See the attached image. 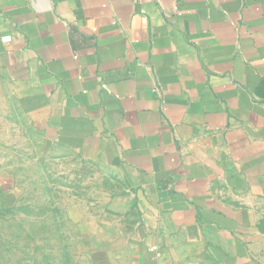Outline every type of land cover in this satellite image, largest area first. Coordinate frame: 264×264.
I'll return each instance as SVG.
<instances>
[{
    "label": "crops",
    "instance_id": "obj_1",
    "mask_svg": "<svg viewBox=\"0 0 264 264\" xmlns=\"http://www.w3.org/2000/svg\"><path fill=\"white\" fill-rule=\"evenodd\" d=\"M60 150L129 188L82 264H264V0H0V221Z\"/></svg>",
    "mask_w": 264,
    "mask_h": 264
},
{
    "label": "rangeland",
    "instance_id": "obj_2",
    "mask_svg": "<svg viewBox=\"0 0 264 264\" xmlns=\"http://www.w3.org/2000/svg\"><path fill=\"white\" fill-rule=\"evenodd\" d=\"M27 172L28 195L0 221V264H82L88 251L93 262L99 242L115 237L124 176L97 150L47 153Z\"/></svg>",
    "mask_w": 264,
    "mask_h": 264
}]
</instances>
